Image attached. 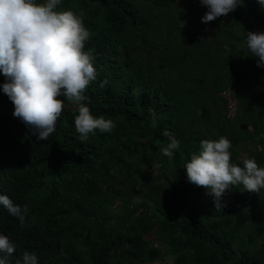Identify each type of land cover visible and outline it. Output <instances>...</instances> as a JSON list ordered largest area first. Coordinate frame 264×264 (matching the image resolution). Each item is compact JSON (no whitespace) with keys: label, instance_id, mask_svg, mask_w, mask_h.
Wrapping results in <instances>:
<instances>
[{"label":"trees","instance_id":"obj_1","mask_svg":"<svg viewBox=\"0 0 264 264\" xmlns=\"http://www.w3.org/2000/svg\"><path fill=\"white\" fill-rule=\"evenodd\" d=\"M69 9L90 31L85 51L98 73L81 103L116 126L81 141L79 105L60 97L69 107L37 141L0 91V193L27 206L22 223L0 206V232L16 245L9 264L25 250L39 264H264V189L235 185L216 209L183 167L201 140L221 136L232 163L254 157L264 167V67L244 47L248 31H264V8L244 0L207 23L200 0H62L57 8ZM164 129L180 141L171 158Z\"/></svg>","mask_w":264,"mask_h":264},{"label":"clouds","instance_id":"obj_2","mask_svg":"<svg viewBox=\"0 0 264 264\" xmlns=\"http://www.w3.org/2000/svg\"><path fill=\"white\" fill-rule=\"evenodd\" d=\"M264 8V0H257ZM62 0H0V73L5 82L0 91L12 102L13 116L24 123L37 141L47 140L56 129V122L64 110L60 97L78 103L74 126L79 139L85 141L90 133L111 132L115 128L112 119L94 116L87 104L85 90L96 80L97 69L94 56L85 51L90 31L82 16L72 10H57ZM206 6L201 17L207 23L243 6L244 0H200ZM244 47L256 59L258 67H264V31H248ZM107 81L101 82L103 87ZM235 110L228 116H234ZM152 126L157 125L155 110H151ZM162 135L168 140L162 153L169 158L179 149V139L164 129ZM231 141L224 136L218 139H203L198 152L191 155L183 167L187 180L203 186L212 196L216 209L226 206L223 200L226 191L235 185H243V191L258 193L264 189V167L255 158L243 161V166L231 162ZM264 150V149H262ZM153 169L160 167L155 163ZM0 206L21 223L27 206L15 204L6 194L0 193ZM16 251L13 240L0 232V264H9L7 257ZM15 264H39L35 251L25 250Z\"/></svg>","mask_w":264,"mask_h":264},{"label":"built area","instance_id":"obj_3","mask_svg":"<svg viewBox=\"0 0 264 264\" xmlns=\"http://www.w3.org/2000/svg\"><path fill=\"white\" fill-rule=\"evenodd\" d=\"M228 109H229V115L231 113H233V111L235 110V102L234 101H229Z\"/></svg>","mask_w":264,"mask_h":264},{"label":"rangeland","instance_id":"obj_4","mask_svg":"<svg viewBox=\"0 0 264 264\" xmlns=\"http://www.w3.org/2000/svg\"><path fill=\"white\" fill-rule=\"evenodd\" d=\"M67 107H69V104H66L65 107H64V109H66ZM231 116H232V115H231ZM251 147H253L252 144H251ZM149 238H150V237H149ZM150 239H151V238H150ZM165 258H166V257H165ZM165 258H164V259H165ZM149 264H156V263H149Z\"/></svg>","mask_w":264,"mask_h":264}]
</instances>
